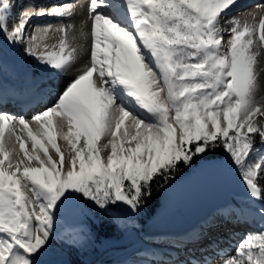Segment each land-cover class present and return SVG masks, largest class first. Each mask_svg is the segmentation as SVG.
I'll list each match as a JSON object with an SVG mask.
<instances>
[{"label": "snow or ice", "instance_id": "snow-or-ice-1", "mask_svg": "<svg viewBox=\"0 0 264 264\" xmlns=\"http://www.w3.org/2000/svg\"><path fill=\"white\" fill-rule=\"evenodd\" d=\"M237 2L89 0L79 28L80 39L91 38L88 62L31 121L0 112V264H37L34 257L50 242L66 201L82 198L104 212L123 204L138 213L156 181L167 183L181 164L218 147L229 154L249 195L264 200V156L253 159L257 137L264 144V127L253 117L264 116V105L257 98L258 52L251 50L254 33L264 44V16L258 25L225 21ZM10 7V0H0L6 41L19 45L27 38L28 56L56 72L71 69L83 51L76 25L29 33L28 24L34 15L71 19L75 5L24 10L9 27ZM53 32L59 34L55 42L42 43ZM129 119L133 131L124 128ZM31 122L39 125L36 132ZM17 123L27 139L16 134ZM57 127L70 146L67 161ZM6 132L18 151L6 145ZM105 136L110 139L99 145ZM20 153L23 159H14ZM222 264H264V230L249 234Z\"/></svg>", "mask_w": 264, "mask_h": 264}, {"label": "bare ground", "instance_id": "bare-ground-1", "mask_svg": "<svg viewBox=\"0 0 264 264\" xmlns=\"http://www.w3.org/2000/svg\"><path fill=\"white\" fill-rule=\"evenodd\" d=\"M262 1L263 3L261 5H264V0H238L236 5L232 7L230 11H228L227 16L225 17V21L236 19L244 22L245 20H248L251 24L258 25L260 17L264 16V7H254V5L259 4ZM43 2L44 0H10L11 7L9 8V27H11L12 20L14 18H18L24 10L43 9ZM88 3L89 0H76L73 3L76 8V14L74 17H72L71 19H60L54 17L52 20L53 23L51 24V26H53V29L60 26L61 24H75L77 29L75 33V35L77 36L76 43L83 46V51L79 54V59L67 72L60 73L44 65L38 66L36 64V62L38 61L34 57L28 56L24 52L26 43L19 45L9 44L6 41L5 37L0 34V69L6 71V74H10V77L12 78H14V69L23 70L24 72L30 74L32 78L31 83L34 86L33 90L28 89V86L26 84L13 86V89H22V91L26 93L28 97H31V107L36 113L43 111L47 107H51L58 99L64 88L75 78L77 74L76 69L80 68L83 64L88 62L90 56L91 38L89 37L88 40L79 38V28L81 25V21L87 19ZM251 13L256 14L255 19L251 18ZM43 19L44 17L41 18L38 17V15L32 16V19L28 24L29 33L38 32L40 29H42L41 24L43 22ZM223 27L227 30L230 27V24L223 22ZM90 28L91 22L89 21V28L87 26L85 28V31H90ZM58 35V33L53 32L49 37L46 38L43 43H54ZM227 38V32H225V39L227 40ZM252 39L253 44L251 46V50L254 52H258L256 79L258 88L257 98L260 99L261 104L264 105V44H261L257 33H254L252 35ZM157 87H159V85ZM9 89L11 88L5 85L2 81V78L0 77V97L3 96L1 97L2 99L0 101V112H6L10 115L19 117L20 115L14 110L17 107L13 104L8 103L5 98L6 95H4L3 93L5 90L8 91ZM161 95L163 96L164 94L162 93ZM31 107L23 109L28 111L26 112L27 114H25L24 117H30V110H32ZM262 111H264V108H262ZM254 120L258 121V125L263 124L264 116H261L259 113H257L253 117V121ZM29 121H31V118L29 119ZM37 125L38 124H36L35 122L30 123V127L34 132L38 130ZM130 125L131 120L129 119L125 122L124 128H128L129 131H133ZM124 128L121 129V134L123 133ZM66 130L67 129L65 127L64 131ZM58 132H60L59 127H57V133ZM16 134L27 139L26 131H21V126L18 123L16 124ZM56 140L58 146L65 155L72 154L70 146L66 141L63 140L62 135L59 136L57 134ZM29 142L30 141H28V150L31 153ZM5 143L9 148H11L13 144H15L17 151L19 150L18 143L15 141V137L13 136L10 140L8 132H6L5 134ZM80 146H83V141H81ZM48 150L49 153L53 156V159L58 161L59 157L54 155L55 152L52 153L50 148H48ZM37 154L44 158V154L42 151L38 150ZM68 157H70V155ZM14 159H23V153H20L19 156L14 157ZM25 161V165H29V162L27 160ZM29 166L32 165L30 164ZM23 167L24 165H21V169ZM170 195H172V197L175 199L177 198L175 193H170ZM260 210L261 203L259 202V200L235 198L232 205L216 211L205 221L196 223L193 222V220H191L190 218H187L193 225V228L187 232L182 231L174 234L168 233L157 236L159 238H163L162 243H158V246L150 245V247L148 248L147 246L142 247L139 255L133 258L130 257L129 262L131 264H213L214 262L215 264H222L223 259L229 255H234L236 249L238 248V245H232V237L236 235L245 239L249 234L264 230V216L263 214H261ZM193 229L194 231H192ZM73 237L79 240L77 236L73 235ZM152 239H154V237H152ZM72 241L74 242V240ZM147 249H149V251H147ZM48 252L52 254L54 253L55 257V254L58 252V250L52 248L49 249ZM35 258L36 257H34V259ZM69 260H71L72 264H82L80 261L73 258L72 255H70V259H68V261ZM49 261L37 262V264H51ZM95 261L93 260L87 264H93ZM100 264L128 263L126 261H103Z\"/></svg>", "mask_w": 264, "mask_h": 264}, {"label": "rangeland", "instance_id": "rangeland-1", "mask_svg": "<svg viewBox=\"0 0 264 264\" xmlns=\"http://www.w3.org/2000/svg\"><path fill=\"white\" fill-rule=\"evenodd\" d=\"M41 26L43 25L41 24ZM88 28H89V22H88ZM28 32H29V28H28ZM44 41H42V43ZM26 42H27V38L25 43ZM31 117L32 116L25 118L29 120ZM253 122L258 127H264V123L258 125L257 120H254ZM37 126L39 129V125ZM57 134L59 136L62 135L61 131L58 132ZM107 139H110V137L108 136L103 137L99 142V145L105 143ZM30 143L31 142H29V146L31 148ZM48 148H50L52 153L55 152V150L52 149L50 145H48ZM256 148L258 151L253 153V159H259V157L264 156V144L260 143L259 146ZM224 151L225 154H228L225 149ZM54 155H56V153H54ZM69 155L71 154L65 155L66 161L69 159L68 157ZM198 156L199 158L207 157V154H199ZM40 158L45 160V162H47L45 157H44L45 159L42 158L41 156ZM31 165L32 167L33 165L34 167H37L39 164H37V162L33 160V162H31ZM162 192H163L162 197L164 200L163 208L160 209V211L157 213V215L154 218L147 221L146 225L144 226L142 225L141 226L142 228L137 227L136 214L131 213L130 215H124L120 213L121 211L118 209L119 205L110 206L108 212H104L96 207L97 210L103 216L111 219L112 221H115L120 227V230L117 233V235L101 237L100 240H97L94 237L93 233L89 230V227L87 225L86 213H81L78 220H75L76 218H73L75 221H73V219L67 221L64 218V216H62L61 212L58 210L56 213L55 229L51 237V240L48 243L45 250L38 257L35 258L36 261L48 262L50 260L49 262L51 264H72L71 260L68 261V259H70V255H72L73 258L77 259L82 264H87L93 260L94 261L98 260L95 261L93 264H100L103 261H111V262L126 261L128 264H131L129 262V258L138 256L142 247L147 246L148 248L150 247V245L158 246L159 245L158 243H162L163 238L162 237L159 238L157 236L168 233L174 234L182 231L187 232L193 228L192 223L184 216V212L182 211L181 205L179 204V198L178 197L176 199L173 198L172 195H170L169 191L162 190ZM68 206L70 207V205ZM79 206L82 207L81 205ZM261 209H262V205H261ZM80 210L84 211V208L82 207L80 208ZM192 231H194V229ZM73 235L77 236L79 240L75 239ZM152 237H154V239H152ZM243 239L244 238L240 237L238 239V243L236 242L235 245L239 246L240 242ZM72 240H74V242ZM48 248L49 249L54 248L58 250V252L55 254V257H54V253L52 254L48 252L49 250ZM147 251H149V249H147ZM61 253L63 257L61 256ZM213 264H215V262Z\"/></svg>", "mask_w": 264, "mask_h": 264}, {"label": "water", "instance_id": "water-1", "mask_svg": "<svg viewBox=\"0 0 264 264\" xmlns=\"http://www.w3.org/2000/svg\"><path fill=\"white\" fill-rule=\"evenodd\" d=\"M160 189L175 193L185 215L196 223L229 207L235 198L256 200L228 154L198 158L193 168L181 171Z\"/></svg>", "mask_w": 264, "mask_h": 264}, {"label": "trees", "instance_id": "trees-1", "mask_svg": "<svg viewBox=\"0 0 264 264\" xmlns=\"http://www.w3.org/2000/svg\"><path fill=\"white\" fill-rule=\"evenodd\" d=\"M260 143L261 142L257 137L256 146H258ZM224 153H225L224 149L218 147L208 151L207 156L222 155ZM198 158L199 156L195 157L194 162L188 166H184L183 164H181L180 170L174 175V177L179 175L181 171L190 169L192 166H194L197 163ZM163 183L164 181L161 179L159 181H156L152 185L151 196L146 199V202L144 206L140 209V211L138 213H134L136 214L137 227L146 225L147 224L146 222L154 218L157 215V213L160 211V209L163 208L164 205L163 204L164 200L162 197L163 192L160 189V186ZM259 201L262 205V209H264V200H259ZM68 205H70V207ZM79 205H81L84 208V211L80 210V208L82 207H80ZM118 205H119L118 209L121 211L120 213L124 215L131 214V212L125 205L123 204H118ZM59 211L67 221H70V219L73 218H76L75 220H78L81 213H86L87 225L89 227V230L93 233L94 237L97 240H100L101 237H105V236L106 237L115 236L120 230L119 225L115 221H112L111 219L103 216L97 210L94 204L82 198L66 201L59 209ZM75 220L73 219V221Z\"/></svg>", "mask_w": 264, "mask_h": 264}]
</instances>
